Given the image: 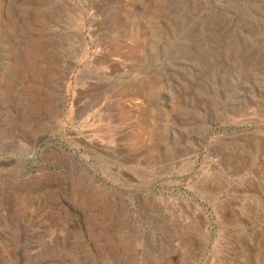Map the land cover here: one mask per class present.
I'll return each mask as SVG.
<instances>
[{"label":"rangeland","instance_id":"rangeland-1","mask_svg":"<svg viewBox=\"0 0 264 264\" xmlns=\"http://www.w3.org/2000/svg\"><path fill=\"white\" fill-rule=\"evenodd\" d=\"M0 264H264V0H0Z\"/></svg>","mask_w":264,"mask_h":264}]
</instances>
